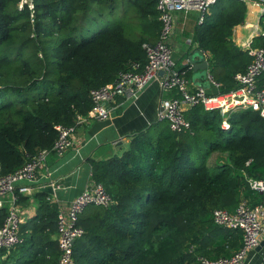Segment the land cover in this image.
Segmentation results:
<instances>
[{"label": "trees", "instance_id": "trees-1", "mask_svg": "<svg viewBox=\"0 0 264 264\" xmlns=\"http://www.w3.org/2000/svg\"><path fill=\"white\" fill-rule=\"evenodd\" d=\"M17 1L0 0L1 173L50 148L57 124L72 125L90 110V89L134 63L143 66V44L155 42L161 26L155 0H35L34 23ZM119 6L118 22L84 35ZM245 15L243 0H216L193 27V43L208 52L221 91L236 85L233 74L251 59L232 36ZM255 37L264 44V34ZM192 66L176 60L186 76ZM168 95L180 93L173 88ZM184 113L190 127L177 131L157 119L132 134L120 154L90 160V179L113 201L87 204L79 214L84 233L74 242L76 264H199L200 254L239 247L242 230L215 223L212 211L234 210L243 196L261 199L243 170L264 176V116L238 109L225 126L217 108L200 103ZM213 151L221 153L211 160ZM25 199L19 194V202ZM6 212L3 206L0 223ZM57 212V203L40 195L35 214L20 224L22 240L0 248V264H57Z\"/></svg>", "mask_w": 264, "mask_h": 264}, {"label": "built area", "instance_id": "built-area-1", "mask_svg": "<svg viewBox=\"0 0 264 264\" xmlns=\"http://www.w3.org/2000/svg\"><path fill=\"white\" fill-rule=\"evenodd\" d=\"M243 1L246 3V15L239 26L248 27L249 32L241 47L247 49L251 59L244 69H238L233 74L236 85L221 91V81L209 71V87L202 83L191 87L190 83L193 81L190 77L176 68V58L170 41L176 28L177 11L194 10L195 20L202 21L216 0H155L161 26L156 41L143 44L147 55L145 64L140 67L134 63L131 68L119 71L112 81L90 89V110L86 114L77 115L76 122L72 125L57 124V136L50 148L30 156L12 172H0V209L4 206L7 211L0 223V248L13 246L22 240L19 232L22 223L19 194L29 192L38 172L45 167L46 155L51 151L58 155L63 154L72 147L75 128L80 122L107 118L111 110L110 105L116 97L141 89L154 77L161 78L163 89L171 91L176 88L180 93L179 96H164L157 111L159 119H166L173 130L180 131L190 127L191 121L184 111L200 103L204 108H217L222 114V124L225 126L230 125V113L238 109L250 108L264 116V44L255 40V36L264 33V0ZM17 7L26 8L30 22L34 23L35 0H18ZM250 13L255 16L254 21H247L246 18L251 19L248 15ZM188 39L191 42V39ZM238 40L237 36L235 41L238 43ZM243 171L250 188L262 193L261 199L251 202L248 197L243 196L234 210L221 206L213 208L212 211L215 223L242 230L241 244L230 254H200L197 256L199 264H244L246 252L258 244L264 232V176L256 177ZM112 201L113 198L104 185L90 179L81 192L71 198L67 205L58 209L55 231L59 251L57 264H76L73 247L75 240L84 233V228L79 223V214L85 206L90 203L107 206Z\"/></svg>", "mask_w": 264, "mask_h": 264}, {"label": "crops", "instance_id": "crops-1", "mask_svg": "<svg viewBox=\"0 0 264 264\" xmlns=\"http://www.w3.org/2000/svg\"><path fill=\"white\" fill-rule=\"evenodd\" d=\"M181 11L186 13L194 10H179L175 13L176 29L170 41L174 49V57L185 63L188 58L182 54L189 46L181 45L178 37ZM194 12L196 19V11ZM240 23H237L233 29L232 36L235 39L239 36V30L249 31L248 27H240ZM193 47L196 45L194 44ZM200 72L194 71L192 66V74L189 76L193 81L190 83L191 87L199 83L209 87L210 83L202 74L199 75ZM169 93L170 90L161 87V78L157 76L141 89L116 97L110 105L111 110L107 118L80 122L75 128L72 147L61 155L52 151L46 155L45 167L38 172L37 179L31 183L29 192L24 194L25 201L19 202L22 222L35 214L40 195L50 202L57 203L58 209L67 205L69 200L81 192L90 181V160H100L112 154H120L128 147L132 134L159 119L157 111L160 103ZM257 193L261 198L262 193ZM244 264H264V232L258 244L246 252Z\"/></svg>", "mask_w": 264, "mask_h": 264}, {"label": "rangeland", "instance_id": "rangeland-1", "mask_svg": "<svg viewBox=\"0 0 264 264\" xmlns=\"http://www.w3.org/2000/svg\"><path fill=\"white\" fill-rule=\"evenodd\" d=\"M217 6V5H216ZM215 6V8H216ZM117 9L115 10L114 14H111V15H108L104 18H100L96 23H92L91 25H89V27L87 28V30H84V35H90L92 34L93 32H95L96 30H98L99 28H101L102 26L106 25V24H113L114 22H118L121 18V6L119 7H116ZM214 8V9H215ZM182 15H181V18L179 19V29L180 31L178 32V37L180 39V44L181 45H184V46H190V45H194L195 43H193V39H192V36H193V27L196 23L197 20H195V12L194 11H189V12H182ZM251 16V19H247V21H254L255 19V16L253 15V13H250L248 14ZM263 26H264V23H262ZM176 29V28H175ZM175 32V31H174ZM173 32V34H174ZM248 32L249 31H242V30H239V40H238V44L240 46H242V41L245 40L247 35H248ZM172 34V35H173ZM264 34L263 32L260 33V35ZM171 35V36H172ZM191 39V42H189V39ZM256 41H261L260 38H257L255 39ZM260 43V42H259ZM192 45V46H193ZM178 61V59H176ZM207 72H208V69H205V70H202L199 75H203V77H206L207 81L210 83L208 77H207ZM198 75V74H196ZM220 153L219 151H213V153L210 155V159L211 160H214L215 158H217L218 156H220ZM222 158V157H221ZM225 158V157H223ZM5 204H7V202L5 201Z\"/></svg>", "mask_w": 264, "mask_h": 264}, {"label": "water", "instance_id": "water-1", "mask_svg": "<svg viewBox=\"0 0 264 264\" xmlns=\"http://www.w3.org/2000/svg\"><path fill=\"white\" fill-rule=\"evenodd\" d=\"M206 50L201 47H193L188 53V61L193 65L194 71H202L208 68V58ZM162 72V69L160 73ZM263 241V240H262Z\"/></svg>", "mask_w": 264, "mask_h": 264}]
</instances>
